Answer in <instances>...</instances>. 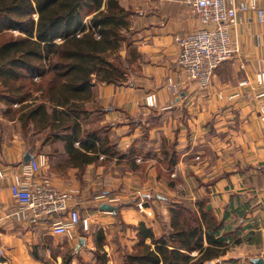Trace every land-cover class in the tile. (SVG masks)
<instances>
[{"label": "crops", "instance_id": "0c3cea01", "mask_svg": "<svg viewBox=\"0 0 264 264\" xmlns=\"http://www.w3.org/2000/svg\"><path fill=\"white\" fill-rule=\"evenodd\" d=\"M119 1L132 13L128 32L137 56L127 64V81L117 85L95 82L94 89L95 105L104 111L99 123L111 126V138L123 159L82 168L70 164L62 143L40 139L42 133L35 145H27L20 122L5 120L6 106L0 103V120L18 128L12 137L0 140V165L6 172L0 180V245L6 257H0V262L63 264L64 246L59 243L66 239L51 233L54 219L30 226L10 216L16 207L10 184L29 155L46 157L42 176L56 188L80 190L78 209L82 215L91 213L97 230L105 232L103 251L108 258L110 251L114 254L112 236L117 244L133 250L141 223L160 236L165 227L171 229L172 205L184 203L202 212L204 238L200 249L188 253L192 263L255 264V258L264 260L263 99L256 97L260 89L255 87L258 60L264 51V22L258 23L254 14L240 16L232 33L240 54L219 67L213 86L203 92L186 82L177 65L180 46L176 37L199 26L183 0ZM259 4L264 9V0ZM121 54L123 59L131 58L126 49ZM168 79L178 85V94L168 88ZM247 79L250 84L241 87ZM151 91L158 98L154 109L144 103ZM238 91L241 98L228 100V95ZM218 93L224 97L218 98ZM192 152L196 156L206 153V161L190 166L193 157H186ZM173 158L176 164L168 168L165 162ZM187 181H196V189L188 187ZM134 190L143 195L147 209L153 210L151 215L135 207L132 199L138 196H132ZM99 193L115 199L109 204L118 209L100 210L102 204L95 200ZM123 226H129L128 230ZM79 231L69 245L73 257L86 259L96 249V237Z\"/></svg>", "mask_w": 264, "mask_h": 264}, {"label": "trees", "instance_id": "16d2710c", "mask_svg": "<svg viewBox=\"0 0 264 264\" xmlns=\"http://www.w3.org/2000/svg\"><path fill=\"white\" fill-rule=\"evenodd\" d=\"M131 15L119 0H0L5 117L18 120L22 131L62 143L70 164L83 168L123 159L111 126L99 123L104 111L95 105L94 81L117 85L127 80V64L137 56L128 32ZM124 49L130 59H123ZM175 160L167 159L166 166L172 168ZM170 227L156 236L141 223L138 243L123 255L122 264H193L188 253L200 249L204 238L201 210L173 204ZM105 242V232L98 231L93 253L100 264L108 260ZM72 258L70 248L63 264Z\"/></svg>", "mask_w": 264, "mask_h": 264}, {"label": "built area", "instance_id": "2783aa9c", "mask_svg": "<svg viewBox=\"0 0 264 264\" xmlns=\"http://www.w3.org/2000/svg\"><path fill=\"white\" fill-rule=\"evenodd\" d=\"M190 14L195 17L199 26L197 29L176 37L180 46L177 62L185 73L186 82H196L203 92H208L212 86L216 70L226 61L240 54L238 41L232 35L242 14L250 13L256 16L258 23L264 22V9L259 0H183ZM264 50V46H263ZM95 83V81H94ZM250 81L244 80L241 87H246ZM168 88L179 93V87L168 79ZM255 87L260 89L256 97L262 98L260 104L261 122L264 127V51L258 60L255 75ZM220 99L224 97L219 93ZM243 95L234 92L227 96L228 100L241 98ZM145 106L157 108L156 92H148L144 98ZM138 162L139 158L136 159ZM46 157H32L27 163L23 162L13 175L10 190L16 207L10 216L19 223L37 226L46 219H54L51 233L57 237L66 238L68 242L77 240L81 230L89 234L94 221L91 213L82 215L78 209L80 190L63 191L56 188L51 180L42 176L46 166ZM6 177V172L0 165V180ZM95 200L99 205L111 204L115 199L106 193H99ZM143 209L142 204L139 205ZM0 257L5 258V249L0 245ZM0 264H2L0 262Z\"/></svg>", "mask_w": 264, "mask_h": 264}, {"label": "rangeland", "instance_id": "374dc122", "mask_svg": "<svg viewBox=\"0 0 264 264\" xmlns=\"http://www.w3.org/2000/svg\"><path fill=\"white\" fill-rule=\"evenodd\" d=\"M130 36V35H129ZM178 58V56H177ZM177 65H178V62H177ZM178 67L180 68V66L178 65ZM219 69V68H218ZM217 69V70H218ZM216 70V72H217ZM180 71H183L181 68H180ZM215 72V74H216ZM215 77V76H214ZM127 81V80H126ZM213 81H214V78H213ZM187 83H192V82H187ZM193 84H196L198 86V83L194 82L193 81ZM212 86H213V82H212ZM211 86V87H212ZM152 92V91H151ZM219 94V93H218ZM219 98V96H217ZM0 103L2 104L1 106H6L3 102L0 101ZM5 110V109H3ZM1 116V115H0ZM5 120H7V118L5 116H3ZM22 129V128H21ZM18 132V128L14 125H10L9 123H4L0 120V140L2 139V136L6 137V139H9L10 137H12L15 133ZM22 134H23V139L26 141L27 145H31V144H36V140L40 137V135L38 136V133H35L32 132L31 130L27 129V130H23L22 131ZM40 139H42V137H40ZM30 143V144H28ZM34 147V146H33ZM30 152H34V150L32 149ZM192 155H189L187 158H190V157H193L191 160H190V166L192 165H195V164H198V163H202L206 161L207 157H206V153H203L201 155H194V153L192 152L191 153ZM29 156H32V155H29ZM209 157V156H208ZM199 165V164H198ZM200 166V165H199ZM190 169V167H188ZM191 170H194V169H191ZM203 171H205V169H203ZM121 172H118L117 173V177L121 176ZM194 180V179H192ZM191 180V181H192ZM194 182V181H193ZM186 185L188 187H191V188H195L197 187V182L195 181L194 184L190 183L189 181H187ZM137 191V190H136ZM135 190L133 191V195L132 196H138L137 199H132V200H135L136 201V208H138L140 211H142L144 214H146L147 216L148 215H151L153 212V210H149L147 209L146 207V201H145V198L143 197V195L139 192V190L136 192ZM93 192V191H92ZM192 192L194 193V191L192 190ZM96 192L92 193L95 195ZM200 201H206V199L204 198L203 200H200ZM130 202V201H129ZM142 204L143 206V209H140L139 205ZM118 209V207H116ZM96 219H94L95 221ZM93 227L91 229V235L94 234V238L96 237V234L98 232L97 230V224L93 223ZM124 229L126 227V229L128 230V227L129 226H123ZM89 233V234H90ZM85 235V234H83ZM66 239V238H65ZM64 239V240H65ZM114 239V254H111V251H110V255L112 256L111 258H108L107 260V263L106 264H122V261H123V255L124 254H127L129 252H132L133 250H130V249H127V247H123L122 244L120 243L117 244V241H116V237L112 236L111 237V242L112 240ZM125 243H127V241H125ZM60 246H64V251H63V258L64 256L68 253V249H70V245H69V242L68 240H65V241H61L60 243ZM86 256V259L83 257L82 259L85 260V262H88L87 264H100L99 262H96L94 259V253L93 254H90L89 256L88 255H85ZM73 257V255H72ZM72 262L71 264H85L82 262V260L80 258H77V255L74 254V257L72 258ZM193 264H197V263H193Z\"/></svg>", "mask_w": 264, "mask_h": 264}, {"label": "water", "instance_id": "95a60500", "mask_svg": "<svg viewBox=\"0 0 264 264\" xmlns=\"http://www.w3.org/2000/svg\"><path fill=\"white\" fill-rule=\"evenodd\" d=\"M32 158V156H27L24 160L25 163H27L30 159ZM100 210L102 211H116L117 208L113 205H110V204H106V203H103L101 206H100ZM84 242V239L82 238L79 245L81 246ZM255 264H264V260L262 258H255L252 260Z\"/></svg>", "mask_w": 264, "mask_h": 264}]
</instances>
